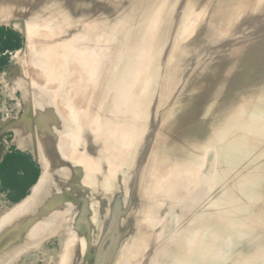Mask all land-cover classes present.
Masks as SVG:
<instances>
[{
  "label": "rangeland",
  "instance_id": "1",
  "mask_svg": "<svg viewBox=\"0 0 264 264\" xmlns=\"http://www.w3.org/2000/svg\"><path fill=\"white\" fill-rule=\"evenodd\" d=\"M90 1L0 0V218L44 173V116L32 98L52 90L34 79V49L39 45L49 58L67 32L89 33L84 47L101 55L93 66L101 84L96 94L109 87L112 94L109 183L102 174L82 175L89 212L66 207L54 234L3 264H264V218L248 196L264 191V0ZM33 13L44 17L31 22ZM86 16L96 24L85 23ZM58 54L63 58L61 48ZM245 84L259 88L231 99ZM208 92L218 93L217 101L204 102ZM134 99L144 104L132 108ZM247 100L263 105L257 121L229 131L228 116ZM209 117L212 126L193 148L201 158L180 166L190 151L178 137L194 118ZM81 131L54 156L52 177L63 173L59 159L81 162ZM17 134L28 143L19 145ZM216 136L235 144L233 151L223 150ZM105 207L111 209L106 233L89 240L90 214Z\"/></svg>",
  "mask_w": 264,
  "mask_h": 264
},
{
  "label": "bare ground",
  "instance_id": "2",
  "mask_svg": "<svg viewBox=\"0 0 264 264\" xmlns=\"http://www.w3.org/2000/svg\"><path fill=\"white\" fill-rule=\"evenodd\" d=\"M71 2L76 4L79 0H71ZM89 5H91V1ZM53 8L57 7L54 6ZM82 9L85 12V9ZM93 11L92 9L90 13ZM221 15H224V12L221 13ZM88 16L84 18L85 23L90 22L91 25H95L96 21H89ZM39 17H44V15L41 14L37 16L33 13L29 19L31 22H39L41 20ZM70 17L71 15L68 13V16L60 17L59 21L64 22L70 19ZM220 20H222V23L223 16L220 17ZM58 29L61 31L59 27ZM25 33L29 38V30L28 33ZM84 39H90L89 33L80 32L74 37L70 32H67L65 36L59 38V43L54 46L55 51H53L49 58L46 56L45 50L41 49L39 45L38 49H34L31 55V66L35 81L41 83L50 91H53H51L50 94H45L36 89L38 96H33L32 98L38 112L44 116L42 118L43 123L40 131L44 136L43 141L45 150L39 155L41 162L44 163V173L41 175L36 186L31 189L27 198L19 205L12 207L0 218V264L11 260L21 249L28 248L30 245L54 234L55 231L62 226L59 219L62 211L66 207L73 205L76 208L79 207L80 209L86 210L87 213L89 212L88 209L90 208L86 207L88 204V191H86L85 188L82 190L80 186H83L81 183L82 181L79 182V180H83L82 175L87 176L88 174L90 176H96L97 173L102 174L105 178V184L106 182L109 183L111 167L109 154L111 150H109V122L106 118L109 117V104L112 100V94L110 87L106 90L107 92L105 91L100 96L96 94L101 84H99V79L95 77L93 73V66L95 65L94 60L100 55V51L97 47H95V49L94 47L92 48V46L85 48ZM95 45H97V42H95ZM59 48L62 49L63 58L58 54ZM56 49H58L57 52ZM226 70L227 68L225 72ZM18 86H25L22 78L19 79ZM243 87L244 88H240L241 91L236 90V92L231 95V99H241L243 96L241 92L243 90L249 91L256 89V92L259 88V86H254V84H245ZM23 93L27 98V90L25 88ZM207 94L205 95L204 102L209 103L211 100L217 101L218 98L216 96L218 93L212 95L209 93L208 98ZM248 94L249 92L246 95ZM257 100H259V98H257ZM254 101L255 100H247V102L240 107L239 111H232L233 113L228 116V122L226 123L228 124L226 126L229 131H238L239 125L243 126L246 122L248 124H253L257 121L256 114L259 115V112H263L264 108L263 110L258 108L260 105L263 107L262 103L256 106L254 105L256 103ZM29 102L30 101H28V103ZM143 104V100L134 99L132 101V108H138ZM75 115H77L79 119L82 118L83 124L80 121L78 123L73 121ZM139 116L140 119L144 118L142 114ZM210 118L211 117H209L207 121H204V118H201L200 121H195L194 118L191 127H187L185 132L178 137V144L182 146L187 144L186 148L190 151V159L188 157L186 162H182L180 166H185L186 164L189 166L191 162H198L201 158V155L197 156L198 152H193V148L198 145L197 143L202 137V135L198 134L201 132L204 133L205 130H209L212 126V119ZM263 120L261 119V121ZM258 121H260V119ZM202 123L206 124L204 128L202 127ZM80 129H82L81 139L77 143L79 144V150L82 152L79 155L82 156H79L77 159L81 162L72 164L69 160L59 159L58 162L63 165L61 169L63 173L60 174V177H57V175H53L52 177V174L50 175L49 173L51 166H53L54 156H56L59 150L67 151L71 148L70 141L72 134L78 133ZM252 130L251 133L254 132V129ZM101 131H105V136L100 140L99 135ZM25 133L26 132H24V134ZM23 137V135L22 137L19 134L16 135L15 140L19 145L28 143V141L22 142ZM191 137L192 139H190ZM87 138L90 139L88 140ZM224 138L225 136H220V138L216 136L213 141L222 144L221 147L223 150L233 151L232 147L235 144L226 145ZM238 154L240 153H235V155ZM124 158V155H122V162H124ZM55 161L57 162V159H55ZM236 165L232 166L233 170L237 167ZM261 166H264V162L260 165V168L264 170ZM174 167L178 168L176 166ZM85 169H87L88 172H85ZM136 175H138V172ZM245 177L248 176L246 175ZM248 196L254 201L253 206L257 208L256 215H260L264 218V200H260V197L264 196V191L260 190L256 193L250 191ZM110 211V207H105L100 213L96 211L93 213L91 212V219H89L92 229L90 230V234H87L89 240H91V236L97 239L98 233L103 232V235H105L106 230L104 229L105 226L109 224V218L111 216H109ZM82 217L84 218V214L79 218L81 224H83ZM96 222H100L98 229L96 228Z\"/></svg>",
  "mask_w": 264,
  "mask_h": 264
}]
</instances>
